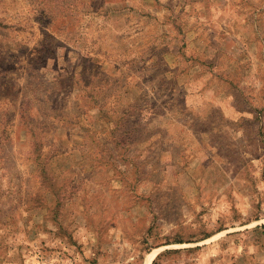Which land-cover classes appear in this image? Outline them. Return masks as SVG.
<instances>
[{"label": "rangeland", "instance_id": "1", "mask_svg": "<svg viewBox=\"0 0 264 264\" xmlns=\"http://www.w3.org/2000/svg\"><path fill=\"white\" fill-rule=\"evenodd\" d=\"M0 264H264V0H0Z\"/></svg>", "mask_w": 264, "mask_h": 264}]
</instances>
